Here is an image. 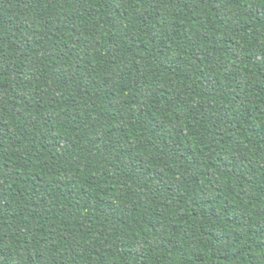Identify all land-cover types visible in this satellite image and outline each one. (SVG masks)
Instances as JSON below:
<instances>
[{"label": "trees", "instance_id": "trees-1", "mask_svg": "<svg viewBox=\"0 0 264 264\" xmlns=\"http://www.w3.org/2000/svg\"><path fill=\"white\" fill-rule=\"evenodd\" d=\"M0 264H264V0H0Z\"/></svg>", "mask_w": 264, "mask_h": 264}]
</instances>
